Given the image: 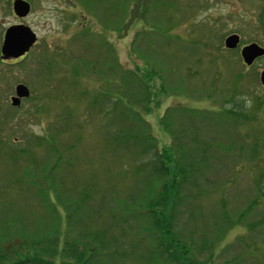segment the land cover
<instances>
[{
    "label": "rangeland",
    "instance_id": "rangeland-1",
    "mask_svg": "<svg viewBox=\"0 0 264 264\" xmlns=\"http://www.w3.org/2000/svg\"><path fill=\"white\" fill-rule=\"evenodd\" d=\"M26 1L31 10L23 22L37 44L18 62L0 60V242L23 244L55 229L62 241L77 240L100 230L108 242L99 264H138L134 253L144 254L151 240L145 225L123 222L117 201L151 187L147 167L163 148L207 143L210 168L197 185L204 191L208 181L216 188L197 205L188 199L177 208L176 230L194 242L193 263L264 264V242H258L264 227L248 236L250 248L236 228L212 255L199 250L213 237L222 210L232 217L254 196L258 172L235 167L246 154L237 157L236 147L223 153L219 146L234 142L246 150L255 127L264 126L263 110L249 124L222 114L240 108L252 113L255 98L264 97L258 80L264 57L247 67L239 53L250 43L264 48V0ZM11 4L0 0V48L4 31L21 21ZM229 34L239 37L235 50L223 45ZM116 63L136 80L121 90L125 100L145 95L147 87L151 102L112 110L121 94H107L116 87L104 71ZM150 70L157 76L148 84L143 77ZM17 84L30 97L13 108L9 99ZM125 134L135 142L108 139ZM185 188L184 194L193 192Z\"/></svg>",
    "mask_w": 264,
    "mask_h": 264
},
{
    "label": "trees",
    "instance_id": "trees-1",
    "mask_svg": "<svg viewBox=\"0 0 264 264\" xmlns=\"http://www.w3.org/2000/svg\"><path fill=\"white\" fill-rule=\"evenodd\" d=\"M109 53L111 52L109 51ZM109 60L112 63V59L109 58ZM113 65H107L104 71V74H108L105 81L108 80L106 81L107 83L116 87L114 90L107 88V94L109 93L108 91L110 93L117 92L121 94V99H114L113 103L115 107L112 110L119 105L127 111L129 110L128 106H134L137 102L152 101L151 93L147 87L145 88V95L137 94L139 100H131L128 98L125 100L121 90L129 87L136 81L134 78H130L134 74L124 71L117 63ZM137 70L134 72L135 77H137ZM156 76V72L150 70L144 74L143 78L149 84ZM143 84L142 82L141 85ZM131 96L132 98L135 97L133 94ZM157 102L156 100L154 103L157 104ZM254 103L252 113L240 108L238 110H226L222 114L225 118L231 117L234 122L235 120L237 123L244 121L245 124H249L255 120L256 112L264 111V97L257 96ZM143 111L148 114L150 113V110L147 108L145 110L143 109ZM130 115L137 117V113L131 112ZM138 118L140 122L145 123L143 119ZM164 127L165 129L167 127L165 123ZM237 137L240 138L238 133ZM111 138L113 137L109 135L108 139L117 145L123 141L134 140L135 142V138H131L128 134L123 135L121 138ZM147 139L148 141L153 140L151 135ZM191 140H194V138H191ZM194 141L196 142V140ZM251 141V145L246 150L243 145L235 146L237 143L234 142L232 144L230 143V145H225L220 142L219 151L222 148L221 152L223 153L233 152L234 147H236L240 153L237 157L244 155V153L246 154L245 159L240 158V162L236 163V171H257L259 176L257 177V181L254 182L255 184H253L255 188L253 198L248 200L241 211H238L232 217L224 210L220 212L214 235L209 243L206 240L201 242L199 247L201 251L208 249L209 254H211L216 246L224 241L228 231L236 228L245 233L246 238L243 241V245L250 248L251 245L248 243V236L251 235L253 237L260 228L264 227V126L259 125L255 127ZM173 146L175 147L176 145ZM224 146L226 147L224 148ZM176 148H163L160 153L156 154L157 157L153 159L152 164L148 165L147 175L151 176L152 181L150 188H146V190L144 188V193L136 194V192L130 194L126 202L122 200L117 201L118 208L116 209H122L124 211L123 222L129 219L135 223L136 227L140 224L145 225L146 227L142 229L146 232L148 239L151 240L149 248L142 249L144 250V254L137 256L134 253V258H139L137 261V263L139 262L138 264H209L208 259L200 261L202 263L192 262L191 254L193 252L196 253L193 250L194 242L191 240L190 244L186 243L187 238L183 237L176 230L175 220V214L180 212L177 208H183L186 200L192 199V204L195 202V205H197V199L199 197L207 199L213 192V189L216 188L214 183L208 182L207 180L209 187L207 185L204 191L200 190L197 185L198 176L209 171L210 168V162H208L209 157H211L208 154L209 145L207 143H198L195 147L190 146L185 148L182 145ZM147 149L151 150L152 147H148ZM212 156H214L213 153ZM248 162H250L249 167L247 166L249 165ZM207 175L208 173H205V176ZM218 184L219 182L217 186ZM187 185L189 186V190H193V192L184 194L183 191L187 189L185 188ZM190 206L193 209L192 214L195 215V207L193 205ZM252 217L257 219L250 222V218ZM201 229L203 228L201 227ZM95 233L89 232L84 236H80L77 240L62 241L61 238H58L59 232L55 229L52 234L47 233L43 237L24 241L23 244H13L11 241L7 243L0 242V264H99L98 262L103 261L104 249L107 247L106 243L108 239H104L103 231L99 230ZM258 242H264V240L259 239ZM132 247L131 245V251ZM104 257L109 258L111 254H105ZM125 264H128V262ZM224 264L234 263L232 261H226Z\"/></svg>",
    "mask_w": 264,
    "mask_h": 264
},
{
    "label": "water",
    "instance_id": "water-1",
    "mask_svg": "<svg viewBox=\"0 0 264 264\" xmlns=\"http://www.w3.org/2000/svg\"><path fill=\"white\" fill-rule=\"evenodd\" d=\"M13 12L20 18H25L30 12V5L23 0H15L13 2ZM36 42V36L31 29L24 25H14L6 29L3 35L2 45L0 48V59H18L27 53ZM224 47L233 50L238 46L239 38L237 35L228 36L224 40ZM240 57L245 66H251L253 62L264 57V48L256 43L244 46L240 50ZM259 84L264 87V69L258 76ZM30 96L26 86L18 84L14 88V96L10 98L11 107H19L21 100Z\"/></svg>",
    "mask_w": 264,
    "mask_h": 264
},
{
    "label": "flooded vegetation",
    "instance_id": "flooded-vegetation-1",
    "mask_svg": "<svg viewBox=\"0 0 264 264\" xmlns=\"http://www.w3.org/2000/svg\"><path fill=\"white\" fill-rule=\"evenodd\" d=\"M15 0H12V4H11V10H12V13H13V15L17 18V19H19V20H21V21H18V23L17 24H15V25H24V26H27V27H29L28 25H26L25 24V22H23L24 21V19L25 18H27V16L25 17V18H23V19H20V18H18L15 14H14V12H13V2H14ZM23 1H26V0H23ZM63 2V0H59V2ZM29 5H30V3L28 2V1H26ZM65 2H68V3H73V2H76L75 0H65ZM78 2V1H77ZM30 10H31V5H30ZM29 14H30V12H29ZM28 14V15H29ZM77 14H79V18H85L84 16H82V14L81 13H77ZM78 17V16H77ZM82 27H84L83 25H80V28H82ZM30 28V27H29ZM31 29V28H30ZM31 31H32V29H31ZM33 32V31H32ZM34 33V32H33ZM35 34V33H34ZM230 35H233V34H229L228 36H230ZM36 44H37V42H36ZM36 44H34L33 46H32V48H30V50L24 55V56H22V57H20V58H18V59H11V60H15V62H18L20 59H22V58H24L26 55H28L31 51H32V49L35 47V45ZM1 60V59H0ZM4 61V60H3ZM22 101H24V100H21V103H22Z\"/></svg>",
    "mask_w": 264,
    "mask_h": 264
}]
</instances>
